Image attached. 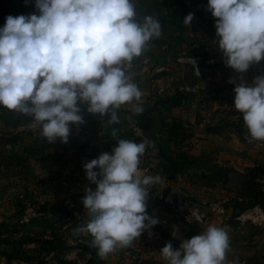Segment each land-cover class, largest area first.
<instances>
[{
    "label": "clouds",
    "instance_id": "9594fccd",
    "mask_svg": "<svg viewBox=\"0 0 264 264\" xmlns=\"http://www.w3.org/2000/svg\"><path fill=\"white\" fill-rule=\"evenodd\" d=\"M206 10L216 18L215 38L226 66L242 74L264 61V0H208ZM136 16L133 0H35L33 13L7 15L0 27V106L31 117L48 143L68 142L70 124L84 123L81 105L109 116L112 125L119 124L122 105L143 113L133 103L142 93L127 69L162 36V26L153 16L142 22ZM193 19L189 12L182 22L188 27ZM228 82L235 85L233 104L249 142L264 141V74ZM150 146L120 138L111 152L83 165L96 188H85L89 219L80 230L91 236L89 247L101 259L131 246L159 222L148 214L147 200L149 186L161 184L162 177L139 171ZM230 247L228 232L209 225L178 248L169 241L160 251L167 264H238L227 260Z\"/></svg>",
    "mask_w": 264,
    "mask_h": 264
},
{
    "label": "rangeland",
    "instance_id": "374dc122",
    "mask_svg": "<svg viewBox=\"0 0 264 264\" xmlns=\"http://www.w3.org/2000/svg\"><path fill=\"white\" fill-rule=\"evenodd\" d=\"M158 20L161 21L162 17L158 16ZM174 52L176 54L179 51ZM211 53L214 61L206 62L209 65H204L208 67L204 74L206 77H212L208 73L212 72L216 66L219 71L221 70V77L217 79L216 85L218 93L214 94L213 90H209L207 80L202 87L197 89L193 87L196 82L195 74H193L194 61L185 62L187 66L178 65L183 61L168 62L170 63L169 74L161 78L150 74L142 80L146 87H153L148 95L151 99L167 97L170 102L166 107L160 109L159 106L156 109L152 104L144 110L145 115L142 117L133 114L132 104L122 105L117 110L120 121L117 125L124 133L135 137L134 141L137 143L144 140L151 142V146L140 157L139 167H145L143 159L154 165L143 174L163 175L165 180L158 185L164 189L173 188L185 193L188 206L195 203L199 205L195 207L209 215L206 224L184 221L172 216L168 211L162 213L149 207L147 212L150 216L159 219L162 214L167 213L169 221H179L177 229L161 228L156 224L151 227L156 232L153 235L146 229L131 246L118 249L109 254L107 259H101L96 249L89 247L91 236L80 230L89 219L82 204L84 192H72L57 201L40 199L32 202L24 195H20L18 197L21 204L16 202L14 207L13 214L17 216H15L16 219L0 222V264H167L160 251L166 242L170 241L174 248H178L181 240L202 233L209 225L222 227L228 232L231 243L230 251L227 253L228 261L235 260L238 264H264V158L260 159V155L263 156L260 152V141L249 142V139L243 137L245 134L248 135V130L244 125L242 114L233 107L235 85L228 82L230 78L237 81L242 78L244 81L251 82L255 76L244 77L248 72L260 74V63L253 64L247 72L241 74L221 61L223 54L219 46L215 52L211 49ZM142 55L134 58L127 69L138 87L141 75L137 72L143 64L142 57L149 55L148 48ZM261 73L264 74V66L261 68ZM182 80L190 88L188 91L178 89L183 85ZM159 86L164 88L161 94L156 93V88ZM189 96L192 100L186 103ZM133 103L137 102L133 101ZM11 114L9 113V118H18L15 114L14 116ZM19 114L17 115L21 116V113ZM83 117L84 123L70 124L67 143L59 140L48 143L41 136L38 124L27 130L6 132V135L1 137V141L2 144L3 142L15 144L14 151L9 155L13 163L21 161V156H24V160L29 163L32 159L60 154L58 151L50 153L51 146H55L57 150L69 149L77 157L99 156L104 151L111 152L109 145L112 141L107 136L111 124L106 120L110 117L91 113ZM27 121L33 120H24L22 124ZM146 122H148V136L138 127ZM171 127L175 129V134L168 140V130ZM210 130L224 134L225 137L222 139L227 140L229 144L223 146L212 144L213 135L209 132ZM225 130L234 133L239 141H231L230 135L226 134ZM228 154L234 156L232 160L225 157ZM166 159L167 162H165ZM215 160H220V164L235 163L240 167L247 176L248 188L237 192L233 188L223 186L221 173L224 167L217 165ZM182 161L187 163L198 161L215 172L200 176L185 174L186 177H191L188 180L182 175L181 170L177 172L179 170L177 163ZM167 171L175 172L173 179L167 178ZM200 200L206 201V204L200 205ZM27 202L32 205L35 212L32 218H45L49 222V227L18 225L16 220ZM215 205L221 206L223 212L213 215L211 206ZM241 207L245 209L239 210ZM15 225H18L17 229Z\"/></svg>",
    "mask_w": 264,
    "mask_h": 264
},
{
    "label": "crops",
    "instance_id": "0c3cea01",
    "mask_svg": "<svg viewBox=\"0 0 264 264\" xmlns=\"http://www.w3.org/2000/svg\"><path fill=\"white\" fill-rule=\"evenodd\" d=\"M133 2L137 13L136 19L138 21L142 22L143 18L148 15L157 19L158 16L162 17V20L159 21L162 26V36L148 43L147 48L149 55H144V57H142L143 59L141 62H143V64L137 72L141 75L139 89L142 93L141 99L137 103H140L144 110L152 104L154 105L157 101L162 102L160 109L168 105L170 101H168L167 97H154L151 99L148 95H150L149 93L153 87H146L142 80L150 76V74L151 76L154 74L153 76L156 78H161L169 74L170 70H168V66L170 63L168 62L174 61L177 63L183 61V63H179L178 65L187 66L185 62L194 60L195 67L193 66V74H195L196 82L193 84V87H196V89L197 87H202L206 84L207 80L209 83V90H213L214 94L218 93L216 85L217 79L221 77V70L219 71L216 66L212 72L208 73L212 75V77H206L204 74L205 69H208V67H204V65H209L206 61L208 59L214 61V59L211 58V49L215 52L218 48V43L215 38V20L211 12L206 10L208 0H133ZM34 11L35 0H27V3L25 0H8V5H4L0 0V27L4 26L5 18L9 14L13 16L20 14L28 15ZM189 12L194 14V19L190 26L186 27L182 21ZM174 51L179 52L175 54ZM221 59V61H223V57ZM261 65L262 67L264 66V61L260 62V74H262ZM196 69H198L199 73ZM253 76H256L255 72H248L244 78H251ZM182 84L183 86L187 85L183 80ZM0 110V222L16 219L17 216L13 213L16 202L17 204H21V200L19 199L20 195H24L32 202L39 201L40 199L57 201V199H63V197H67L72 192L85 193L86 187H91L92 189L96 187L95 184L91 183L86 178L85 169L78 167L75 161L77 156L69 149L57 150L55 146H51L49 148L50 153L58 151L60 154H54V156L50 155L42 159H32L29 163L24 160V156H21V161L13 163L9 155L14 151L15 144L12 142H3L2 144L1 137L5 136L6 132H16L21 129L27 130L33 127L36 122L27 121L22 124L23 121L18 119L19 122L13 124L9 122L11 118L5 115L6 110ZM143 115H145L144 111L141 114H137V117H142ZM110 126L111 128H109L107 136L108 139L112 141L111 145H116V143L113 142V128L117 129V136L124 131H122L117 124H111ZM210 133L213 135L212 144L215 146L229 144L227 140L222 139V137H225L224 134L217 133L215 130L210 131ZM225 133L230 135L231 141H239L234 133L227 131ZM130 137L131 136L128 134L122 136L123 139L128 140L135 138L133 136ZM1 147L3 149H1ZM22 154L25 155L24 153ZM225 157L232 160L234 156L228 154ZM263 158L264 156L260 155V159ZM214 162H216L217 165H222V167L232 166L243 172L235 163L220 164V160H215ZM195 163H198V161ZM143 165L145 167H139V171L142 174L149 170V167L151 169L154 164L144 163ZM182 175L186 177L185 174ZM188 177H186V179L190 180L191 177ZM148 233H152L153 235L156 232L150 228Z\"/></svg>",
    "mask_w": 264,
    "mask_h": 264
},
{
    "label": "built area",
    "instance_id": "2783aa9c",
    "mask_svg": "<svg viewBox=\"0 0 264 264\" xmlns=\"http://www.w3.org/2000/svg\"><path fill=\"white\" fill-rule=\"evenodd\" d=\"M3 4H8V0H1ZM216 18H214L215 20ZM213 61L212 59H208L206 62L210 63ZM179 90L188 91L190 88L188 86H179ZM164 88L159 86L156 88V93L161 94L163 92ZM243 137L246 139H249L248 135L245 134ZM260 152L264 156V141H260ZM96 155H80L77 157V165L80 168H84L83 165L90 161L93 158H97ZM162 177V182L165 180V177L163 175H159ZM150 189V195L149 199L147 200V208L152 207L155 210H159L160 212L168 211L171 213L174 217H179L183 219L184 221H191L195 223H202L206 224L207 219L209 218L208 214H205L204 212L200 211L197 207L199 206L195 203H191L190 206H188L187 201L185 200V193L181 191H176L173 188L164 189L160 187L158 184L149 186ZM190 200V199H189ZM209 202V201H208ZM224 202V200L222 201ZM200 205L206 204V201L200 200ZM210 205V203L208 204ZM188 206V207H187ZM213 212V215H217L218 213L223 212V208L215 206H211ZM35 216V212L33 210V207L30 203H25V206L23 207L22 211L20 212V215L17 218V223L24 224L27 223L32 217ZM158 225L161 228H168V229H177L179 221H169V215L166 213L165 215L162 214L161 217L158 219ZM149 229L146 231L148 232ZM156 236V235H155Z\"/></svg>",
    "mask_w": 264,
    "mask_h": 264
},
{
    "label": "water",
    "instance_id": "95a60500",
    "mask_svg": "<svg viewBox=\"0 0 264 264\" xmlns=\"http://www.w3.org/2000/svg\"><path fill=\"white\" fill-rule=\"evenodd\" d=\"M190 100H192V97H187L188 103ZM162 102L157 101L154 105L155 107H159ZM82 108V115L88 114L86 110L85 105H81ZM139 129L146 135H149L148 132V122L141 124L138 126ZM116 145H111L110 150L112 151ZM181 172L186 175H194V176H200V175H211L215 171L210 169L207 166L196 164V163H185L181 167ZM221 184L225 187L233 188L237 192H240L242 189H246L249 186V182L247 179V176L245 173L233 168L232 166H226L222 169L221 173ZM96 187L93 188L95 190Z\"/></svg>",
    "mask_w": 264,
    "mask_h": 264
},
{
    "label": "trees",
    "instance_id": "16d2710c",
    "mask_svg": "<svg viewBox=\"0 0 264 264\" xmlns=\"http://www.w3.org/2000/svg\"><path fill=\"white\" fill-rule=\"evenodd\" d=\"M170 16H172V15H170ZM171 23V22H170ZM0 108H3V109H6V112H7V114L5 113V115H8V116H10L9 115V113L11 114V115H13L14 116V114L18 117L17 119H14V118H12V119H9L13 124H15V123H18L19 121H18V119H21L22 121H24V120H33L31 117H29V116H27V115H24V114H21V116H18L17 114H19L18 112H15V111H11V110H8L7 108H5V107H3V106H0ZM17 113V114H16ZM20 115V114H19ZM106 120H108V117L106 118ZM21 121V122H22ZM34 121V120H33ZM210 131H214V130H210ZM209 131V132H210ZM126 133H124V132H121V134L120 135H116V136H114V139H113V142L114 143H116V140L117 139H120V138H122V136H124ZM175 134V129L173 128V127H171V128H169V130H168V137H167V139L168 140H170L171 138H172V135H174ZM129 140H132V141H134V140H136V138H134V139H129ZM161 156H163V154H160ZM165 161H168L167 159L165 160ZM142 162H144V163H148L146 160H142ZM185 163H187V161H182V162H178L177 163V166H179V170L177 171V172H179L180 170H181V167H182V165L183 164H185ZM174 175H175V172H172V173H169V171H167L166 172V176H167V178L168 179H173L174 178ZM251 206V205H250ZM247 207H249V206H247ZM243 209H245V208H243V207H241V208H239V210H243ZM18 225H20V226H22V227H34V226H36V227H42V228H44V227H49V222H47V220L45 219V218H41V219H30L27 223H24V224H18ZM18 225H15V229H17L18 228Z\"/></svg>",
    "mask_w": 264,
    "mask_h": 264
}]
</instances>
